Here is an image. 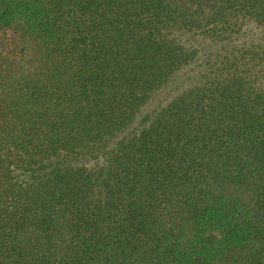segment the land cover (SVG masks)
I'll return each instance as SVG.
<instances>
[{
	"label": "trees",
	"instance_id": "obj_1",
	"mask_svg": "<svg viewBox=\"0 0 264 264\" xmlns=\"http://www.w3.org/2000/svg\"><path fill=\"white\" fill-rule=\"evenodd\" d=\"M263 40L264 0H0V264H264Z\"/></svg>",
	"mask_w": 264,
	"mask_h": 264
},
{
	"label": "rangeland",
	"instance_id": "obj_2",
	"mask_svg": "<svg viewBox=\"0 0 264 264\" xmlns=\"http://www.w3.org/2000/svg\"><path fill=\"white\" fill-rule=\"evenodd\" d=\"M246 34L243 38H245L247 41L253 40L256 41L258 39L255 40V38L257 36H260L259 33V29H256V26L253 22L249 23L246 28ZM183 39L186 41V44L191 45L192 47L198 48L200 49L199 51L202 52L204 50H209L210 48L212 49V47H210V44L208 43L207 40L198 37L196 35L193 34H189V33H184L182 35ZM264 44V40L262 41ZM167 90H162L161 92H159L158 94H156L155 98L157 101H162L166 99V93ZM155 100V99H154Z\"/></svg>",
	"mask_w": 264,
	"mask_h": 264
}]
</instances>
